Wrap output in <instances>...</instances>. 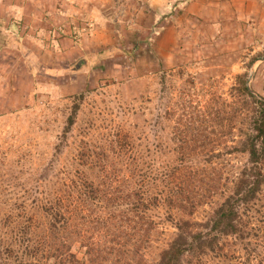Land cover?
Listing matches in <instances>:
<instances>
[{
    "label": "rangeland",
    "instance_id": "obj_1",
    "mask_svg": "<svg viewBox=\"0 0 264 264\" xmlns=\"http://www.w3.org/2000/svg\"><path fill=\"white\" fill-rule=\"evenodd\" d=\"M0 2V261L15 254L37 264L155 261L181 212L151 202L141 237L134 213L127 215V202L136 207L127 189L174 166L197 170L198 181L194 173L186 180L199 203L185 217L200 221L230 191L247 157L236 150L248 130L237 114L246 106L236 75L245 73L264 98V19L197 28L175 22L180 12L170 7L142 30L116 22L115 38L93 45L84 38L89 25L74 20L46 26V36L29 22L13 27ZM250 109L249 101V121ZM66 165L85 170L98 193L58 181L55 170ZM160 177L150 193L166 185ZM48 201L62 207L55 229L38 207ZM23 205L33 225L17 240L11 214ZM243 209L246 238L222 236L220 255L200 264H264V183Z\"/></svg>",
    "mask_w": 264,
    "mask_h": 264
},
{
    "label": "trees",
    "instance_id": "obj_2",
    "mask_svg": "<svg viewBox=\"0 0 264 264\" xmlns=\"http://www.w3.org/2000/svg\"><path fill=\"white\" fill-rule=\"evenodd\" d=\"M245 76V73L236 75L239 83L237 90L243 98L244 106H246L244 108L245 111L238 108L237 114L243 120V124L248 127V130H244L242 137L237 142L236 150L246 153V163L236 171L232 179L230 191L220 202L211 208V212L205 220L200 221L185 217L192 214L199 203V195L192 196V193L188 189V181L186 180L187 177L188 180L190 178L188 176L189 173H194L192 177H195L194 180L198 181L200 178L197 176V170L174 166L167 171L164 170L165 172H157L154 181L148 182L145 179H141V183L131 188V191L127 189V201L133 198V204L136 205L135 208H132L131 201L127 202V206L130 204L126 208L127 215L130 212L134 213V217H136L135 227L139 226L141 237L145 235L147 230L143 221L146 217V212L150 209L151 202L162 200L169 207L176 208L181 212V216L173 221L176 230L167 245L160 250L158 258L151 263L144 262L139 264H200L202 257L206 254L220 255L222 236L231 235L244 239L246 238V234H249L243 222L242 213L244 209L241 210V208H246L249 200L256 196L262 183H264V168L262 167L264 163V98L258 97L251 92L246 84ZM75 97L82 98L83 94H78ZM249 101L251 105L250 121ZM77 110L78 104L74 103L71 112L67 116V123L61 139L65 138L66 133L74 123ZM249 122L251 128L250 134ZM46 169V172L50 174L55 168L50 164ZM54 174L62 184L65 182V184L72 187L83 186L84 189L81 191L83 195L98 193L94 187V183L89 181L85 170L82 171L79 168L66 165L56 169ZM161 174L164 177L162 180L166 185L161 189L157 187L154 193H150L148 191L149 187L151 185H158V180H161ZM87 187L90 189L88 192L85 190ZM38 207L43 209L44 213L52 221L51 229H55L57 218L62 214V207L50 201ZM27 211L25 205H23L19 212L16 211L11 214L13 216L16 213L11 228L17 232L15 235V237L17 236V240H20L21 235L28 233V230L32 228L33 223L27 219ZM129 220L127 217V221ZM50 236L55 239L57 235L54 231H51ZM50 249L53 251L58 250L55 247H51ZM22 255L15 254L11 260L0 261V264H27L28 262V264H37L33 259H28L27 261L25 256L23 255V257ZM31 261L33 262L31 263Z\"/></svg>",
    "mask_w": 264,
    "mask_h": 264
},
{
    "label": "crops",
    "instance_id": "obj_3",
    "mask_svg": "<svg viewBox=\"0 0 264 264\" xmlns=\"http://www.w3.org/2000/svg\"><path fill=\"white\" fill-rule=\"evenodd\" d=\"M2 1V0H1ZM6 13L13 19L9 23L29 22L38 28L36 34H44L46 26L62 20L75 21L77 27L89 25L85 33L86 42L97 45L109 42L116 36V22L120 29L133 26L142 30L155 23L168 8L179 9L175 22L184 25L194 22L197 28L207 20L223 21L241 19L255 15L264 19V0H3ZM1 5V2H0ZM180 7V8H179ZM72 14L68 18V14ZM17 22V23H18ZM228 23V22H226ZM66 30L67 24H64ZM78 30V29H76ZM196 32V31H195ZM23 33V32H22ZM27 34V33H26ZM37 44L39 38H33ZM63 42V39H60Z\"/></svg>",
    "mask_w": 264,
    "mask_h": 264
},
{
    "label": "water",
    "instance_id": "obj_4",
    "mask_svg": "<svg viewBox=\"0 0 264 264\" xmlns=\"http://www.w3.org/2000/svg\"><path fill=\"white\" fill-rule=\"evenodd\" d=\"M247 86L249 87L248 83H247Z\"/></svg>",
    "mask_w": 264,
    "mask_h": 264
}]
</instances>
